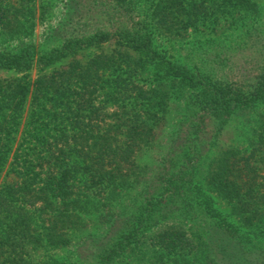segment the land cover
Masks as SVG:
<instances>
[{"label": "trees", "instance_id": "trees-1", "mask_svg": "<svg viewBox=\"0 0 264 264\" xmlns=\"http://www.w3.org/2000/svg\"><path fill=\"white\" fill-rule=\"evenodd\" d=\"M84 1L86 5L82 0L64 1L69 16L52 26L43 49H38L32 40L35 0H0L1 67L25 70L36 55L38 63L51 62L67 48L109 35L141 55L139 62L125 65H119L120 54L95 57L91 67L106 66L113 74L116 68H126L118 72L119 78L99 87L89 72L91 67L80 62L69 65L68 71L55 70L35 79L33 109H29L18 144L27 152L13 155V161L23 156L33 161L21 167L23 179L0 183V264H20L18 255L26 254L28 246L47 244L75 248L76 261L85 258L86 264H115L132 254L155 260L153 264L188 254L194 261L201 257L202 264H264L263 132L248 139V155L229 148L205 162L226 117L264 105V73L245 89L238 83L219 82L201 70L193 72L167 58L154 43V31L134 25L137 14H127L133 27L113 23L123 13L121 9L134 12L128 5L138 0H114L111 6L108 0ZM210 1L150 0L149 4L155 15L158 12L160 32L165 28L162 23L190 26L200 21L193 16L208 18L203 13ZM82 6L89 7L84 8L83 18H70ZM106 21L110 28H102ZM66 23L74 30L69 36L62 32ZM140 71H151L156 80L173 83L172 91L147 95L149 89L136 85ZM28 86L27 80H0V171L20 130ZM186 91L192 97L190 116L175 127L170 155L160 162L161 168L153 178L141 181L149 174L136 155L152 147L155 131L153 123H146L148 119L139 120L140 110L154 122L152 118L165 112L172 97ZM101 103L122 109L116 123H108L105 130L93 124L79 128V119L86 113L90 118L103 114ZM81 105L88 111L82 113ZM250 171L253 175H248ZM207 186L227 198L237 222L216 211ZM136 188L139 192L132 195ZM91 212L100 217L96 233L85 228V217ZM167 220L190 221L192 226L188 231L179 224L158 230Z\"/></svg>", "mask_w": 264, "mask_h": 264}, {"label": "rangeland", "instance_id": "rangeland-1", "mask_svg": "<svg viewBox=\"0 0 264 264\" xmlns=\"http://www.w3.org/2000/svg\"><path fill=\"white\" fill-rule=\"evenodd\" d=\"M47 1H51L52 5H48ZM53 1L35 0L36 26L32 40L38 49H43L42 43L46 40L49 31L53 29L52 26H57L64 15L69 16V14H65V0ZM108 1L110 2L107 5L111 6V2L114 0ZM149 1L150 0H138L134 5L127 4L128 7L135 11L132 12V10L121 9L120 11L126 15L121 13L119 18L113 23L119 26L133 27L132 21L128 20L129 16H127V14H137L138 16L133 22L134 25L136 27H144L143 30L146 31H154V43L159 49L164 51L168 59L177 60L181 65L191 68L193 72L199 70L204 71L213 79L219 80V82L238 83L240 87L247 89L250 87L249 85L256 82L261 73H264V0H211L207 4V7H209L207 8V12L203 13L204 16L208 15V18L202 20V15L193 16V20H197L198 18L201 22L194 21L190 26H183V24L177 25L175 22L173 25H169V23L164 25L162 23L163 25L161 24V28L163 26H165L164 29L169 28L168 30L159 29L160 32H158V12L156 15L153 13V7L149 4ZM82 2L84 3L85 1L82 0ZM84 4L86 5V3ZM84 8L88 10L89 7H79L77 12L73 13L70 18H83L84 13H86ZM193 10L196 13L195 5H193ZM174 13L176 15L177 12L174 11ZM179 17L181 16L179 15ZM139 21H142L141 24ZM110 27L107 21L102 26V28ZM63 28L62 32L66 36L74 32L71 27L67 26V23ZM118 54L123 55V58H121L122 60L119 61L120 64L118 63L119 65H125V63L134 64L135 61L139 62L141 57L136 49L119 42L117 37L109 35L103 40H95L89 44H78L74 47L67 48L66 51H62L61 54L51 62L38 63L36 55L32 65L25 70L0 66V80L22 79V81H29V92L26 97L25 110L22 113L21 125L19 126L20 130L12 144L9 157L2 171H0V183L4 180L16 181L23 179L25 174L24 172H20L21 167H25L29 164V161H33L32 158L29 159L30 157L25 156L15 158L13 161V155L14 153L25 155L27 152L18 144L21 137L20 132L25 126L27 114L31 108L30 100L35 79L41 75L50 74L55 70L68 71L69 65L76 62L91 67L92 60L98 55L109 57L110 55L117 56ZM125 55L128 57L124 58ZM105 67L106 66L91 67L89 69L91 75H94V83H98V87L100 83L101 85H103V83L106 84L108 81L115 79L114 77L116 76L119 78V75H117L118 72H125L126 69L123 68L121 70L120 68H116L115 74H113L112 69H106ZM136 75V85L140 86V89H142V87L144 89H149L147 95L153 96L155 95L154 93L160 95L163 94V90L172 91L173 89L170 88V86H173V83L170 84L162 78L156 80L151 71H146L143 74L142 72L141 74L137 73ZM136 90H138V88ZM79 91L84 94V97L87 95L83 89H79ZM80 93L77 92L76 94ZM193 97L197 99V95L194 94ZM191 99L192 97L189 96L188 91L184 92L179 97H172L168 101L167 106H165V112H158L156 115L157 117L152 118L154 122L151 121V117L148 118L144 109L140 110L142 114L138 115L139 120L148 119L146 123H153L155 131V139L152 147L149 149L143 148L136 155L138 164L145 167V171L149 174L145 175V179L141 181L153 178L154 175L152 174H155L157 169L161 168L159 167L160 162L163 161V158L170 155L169 151L172 147V133L177 125L186 121L187 117L190 116L191 111L189 110V105ZM95 104H97V101H95ZM97 107H99V105ZM100 108L103 109V114L90 118L89 114L86 113L79 119L80 124H78V127L87 129L93 124L95 129H97L98 125L99 129L103 128V130H105V128L108 127V123H116V119L121 115L122 111L119 106H109L108 103H101ZM31 109H33V107ZM88 109L89 108H84V105L80 107L82 113L88 111ZM128 113L129 112L126 114ZM193 114L194 112H192V116ZM125 117L126 115L124 118ZM113 127H115V125ZM261 131L264 134L263 104L258 105L253 111H241L226 117L216 142L210 147V151L206 154L205 162L207 163L214 155L229 148H238L240 150V155H248L250 150L247 148L251 143L248 139L254 134L255 137H258V135L262 133ZM118 136H120V134H118ZM252 145H257V142H253ZM34 162H38V159ZM248 175H253V172L250 171ZM207 189L216 211L220 215L226 216L229 221L237 222L236 218L238 217L233 213L232 204L227 201V198H224L217 191L209 189L208 186ZM260 189L263 190V188ZM139 190L140 188H136L131 194H137ZM74 191H76L74 194H78L76 189H74ZM99 218L98 214L93 212L86 215L85 228H87V231L96 233L99 229ZM176 224H179V227L185 231H188L192 226L190 221L174 223L172 220H167L160 224L158 230ZM101 232L102 231H100L99 234H101ZM75 251L76 249L73 247H54L48 244L42 246L33 245L27 247L26 254L23 253L18 255V259L21 257V259H19L21 261L20 264L88 263V260L85 258H79L77 262L76 259L79 256L75 254ZM201 261V257L194 261V257L188 254L181 257L171 256L165 263L198 264L201 263ZM154 262L155 260L152 259L147 260V257L141 258L140 256H136V254H132L127 257H121L115 264H153Z\"/></svg>", "mask_w": 264, "mask_h": 264}]
</instances>
